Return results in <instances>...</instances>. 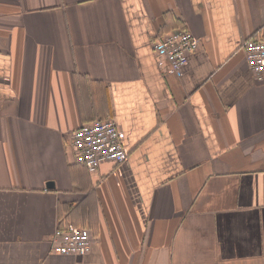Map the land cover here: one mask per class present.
I'll list each match as a JSON object with an SVG mask.
<instances>
[{
	"label": "crops",
	"instance_id": "1",
	"mask_svg": "<svg viewBox=\"0 0 264 264\" xmlns=\"http://www.w3.org/2000/svg\"><path fill=\"white\" fill-rule=\"evenodd\" d=\"M200 48L179 73L152 41ZM264 0H0V264H264ZM117 122L96 172L73 130ZM89 226V253L52 249Z\"/></svg>",
	"mask_w": 264,
	"mask_h": 264
},
{
	"label": "built area",
	"instance_id": "2",
	"mask_svg": "<svg viewBox=\"0 0 264 264\" xmlns=\"http://www.w3.org/2000/svg\"><path fill=\"white\" fill-rule=\"evenodd\" d=\"M200 45L201 40L187 28L163 33L152 41V47L159 55V64L170 73H179ZM242 48L249 69L257 80H263L264 37L246 39ZM70 141L76 160L92 172H96L104 162H121L129 155L119 125L112 118H98L73 130ZM51 242L56 252L80 255L91 251L93 236L89 226H58Z\"/></svg>",
	"mask_w": 264,
	"mask_h": 264
}]
</instances>
